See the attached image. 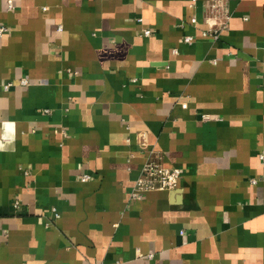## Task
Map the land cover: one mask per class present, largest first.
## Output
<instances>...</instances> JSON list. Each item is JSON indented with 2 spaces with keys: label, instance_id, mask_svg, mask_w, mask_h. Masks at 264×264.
Returning <instances> with one entry per match:
<instances>
[{
  "label": "crops",
  "instance_id": "obj_1",
  "mask_svg": "<svg viewBox=\"0 0 264 264\" xmlns=\"http://www.w3.org/2000/svg\"><path fill=\"white\" fill-rule=\"evenodd\" d=\"M224 2L0 0V264H264V0Z\"/></svg>",
  "mask_w": 264,
  "mask_h": 264
},
{
  "label": "built area",
  "instance_id": "obj_2",
  "mask_svg": "<svg viewBox=\"0 0 264 264\" xmlns=\"http://www.w3.org/2000/svg\"><path fill=\"white\" fill-rule=\"evenodd\" d=\"M196 1V0H194ZM226 4L224 0H210V8L208 19H210L214 24L222 25L223 20L218 21V17H223L225 14ZM226 16V15H225ZM228 17V16H226ZM195 21L196 19L193 18ZM218 21V22H217ZM214 25L213 23H211ZM8 31V27L0 24V39ZM151 29H144L146 35L151 34ZM206 33V32H205ZM218 35V33H217ZM192 36H187L186 41H191ZM22 83H28V79L23 78ZM12 83H8L6 88H9ZM264 156V155H262ZM181 169L178 167H170L165 165L160 159L155 156H151L144 164L142 174L136 181L135 187L133 189L134 197H142L146 192L154 190H172L178 187L180 178H181ZM89 175H84L83 179H89ZM253 182H256V179H252ZM59 216V213H56Z\"/></svg>",
  "mask_w": 264,
  "mask_h": 264
}]
</instances>
